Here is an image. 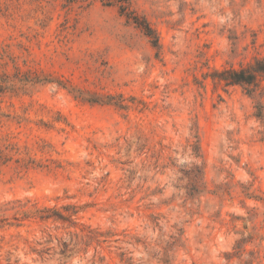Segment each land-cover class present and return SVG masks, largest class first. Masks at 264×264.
<instances>
[{
  "label": "rangeland",
  "instance_id": "374dc122",
  "mask_svg": "<svg viewBox=\"0 0 264 264\" xmlns=\"http://www.w3.org/2000/svg\"><path fill=\"white\" fill-rule=\"evenodd\" d=\"M133 8L0 0V264H264V0Z\"/></svg>",
  "mask_w": 264,
  "mask_h": 264
},
{
  "label": "trees",
  "instance_id": "16d2710c",
  "mask_svg": "<svg viewBox=\"0 0 264 264\" xmlns=\"http://www.w3.org/2000/svg\"><path fill=\"white\" fill-rule=\"evenodd\" d=\"M108 2H114L118 5L121 13L126 17V20L133 23L137 28H139L142 33L149 38L152 45L155 48L159 47L158 37L156 32L150 22L145 16L138 14L133 8V0H107ZM264 77V58H255L252 63L247 66L236 69L228 68L220 71H215L214 78L224 81L225 84H239L247 86H257L261 78ZM254 94V93H249ZM197 143V139H196ZM17 207L22 208L26 206L25 203L17 201ZM7 204L0 205V209L7 207ZM24 213H30L33 215H39L41 219L48 220H60L68 221L69 215L63 214L58 208L55 207H34L32 209L24 210Z\"/></svg>",
  "mask_w": 264,
  "mask_h": 264
}]
</instances>
